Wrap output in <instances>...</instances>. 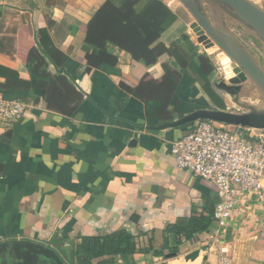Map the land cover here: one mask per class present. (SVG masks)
Wrapping results in <instances>:
<instances>
[{"label": "crops", "instance_id": "1", "mask_svg": "<svg viewBox=\"0 0 264 264\" xmlns=\"http://www.w3.org/2000/svg\"><path fill=\"white\" fill-rule=\"evenodd\" d=\"M104 1L0 0V98L28 107L18 120L0 119V243L41 244L72 264L71 249L80 237L126 230L137 253L117 258V264H221L222 247L226 264H264V183L263 197L240 205L227 228L218 232L215 187L178 169L170 152V144L194 125L147 129L196 109L230 110L229 96L213 89L224 101L222 108L201 88L206 77L196 57L204 54L184 27L185 9L176 0H163L177 20L161 42L182 46L193 65L182 74L170 104H162L139 100L122 85L161 82L164 65L173 62L167 55L145 66L108 47L117 64L88 69L86 55L98 54L104 46L97 35L103 25L95 15ZM250 1L264 10V0ZM40 30L67 57L60 72L47 58L44 67L34 70L29 52L39 48ZM88 35L96 39L94 45L87 42ZM61 73L83 95L71 116L49 111L44 100ZM15 78L30 81L32 89L3 87ZM210 78L211 84L213 74ZM193 98L195 104H186ZM206 209L214 220L209 231L189 240L165 232L191 216H206ZM161 249L164 257L152 255ZM173 249L176 254L170 253ZM194 252V259H185Z\"/></svg>", "mask_w": 264, "mask_h": 264}, {"label": "trees", "instance_id": "2", "mask_svg": "<svg viewBox=\"0 0 264 264\" xmlns=\"http://www.w3.org/2000/svg\"><path fill=\"white\" fill-rule=\"evenodd\" d=\"M95 15L103 25V30L98 31L97 35L104 41V46L98 54L93 52L86 55L88 69L100 64L111 66L117 64V58L107 53L108 47L125 51L133 60L145 66H151L161 56L167 55L173 59V62L171 65H164L161 82L149 80L141 82L135 88L124 85L122 87L139 100L146 102L157 100L162 104H170L182 74L189 72L193 65L191 55L182 46L172 44L167 47L161 42L163 34L176 22V14L163 0H105L95 11ZM86 40L92 45L96 43V39L89 35ZM29 56L35 60V71L44 67L47 58L60 72L67 59L52 46L45 30L39 31V48L30 50ZM196 58L199 69L206 77L205 81L200 80L202 90L215 104L223 108V99L214 92L210 84V76L215 70L213 64L206 55H198ZM3 87L30 91L33 86L30 81L15 78L13 81L8 79ZM82 98L83 95L73 80L62 73L52 81L49 91H46L44 96L46 108L64 116H71L80 105ZM190 125L192 127L194 123ZM239 130L247 136L246 129L239 128ZM206 210V216H191L168 226L165 232H173L178 239L184 237L189 240L196 234L209 231L214 220L212 211ZM136 253L133 236L126 230H118L104 237H80L79 242L71 249V262L72 264H117V258ZM170 253L176 254V249ZM152 255L165 256L162 249L153 251Z\"/></svg>", "mask_w": 264, "mask_h": 264}, {"label": "water", "instance_id": "3", "mask_svg": "<svg viewBox=\"0 0 264 264\" xmlns=\"http://www.w3.org/2000/svg\"><path fill=\"white\" fill-rule=\"evenodd\" d=\"M191 16L190 29L196 42L208 54H216L223 75L212 82L213 88L232 98L240 110L196 109L179 119L148 130L178 128L199 120L254 131L264 137V108L244 98L247 87L254 88L264 102V59L257 62L250 50L234 34L238 27L258 45L264 55V10L250 0H176ZM231 69L227 79L224 66ZM193 102H197L196 99ZM13 253L17 264H64L57 253L41 244L15 241L0 244V250ZM197 252L185 259H194ZM172 257L171 255L168 256Z\"/></svg>", "mask_w": 264, "mask_h": 264}, {"label": "built area", "instance_id": "4", "mask_svg": "<svg viewBox=\"0 0 264 264\" xmlns=\"http://www.w3.org/2000/svg\"><path fill=\"white\" fill-rule=\"evenodd\" d=\"M27 108L24 102L0 98V119L18 120ZM170 152L178 169L215 187L218 203L213 218L218 232L227 228L240 205L263 197L262 135L245 136L236 127L197 121L192 131L170 144ZM226 253L222 247L221 264H226Z\"/></svg>", "mask_w": 264, "mask_h": 264}, {"label": "rangeland", "instance_id": "5", "mask_svg": "<svg viewBox=\"0 0 264 264\" xmlns=\"http://www.w3.org/2000/svg\"><path fill=\"white\" fill-rule=\"evenodd\" d=\"M178 6H180L182 8V6L177 3ZM182 20L184 21L185 25L184 26L186 28V31L189 32L188 36L190 38L195 39V35L192 32V30L190 29V24L193 22V19L191 18V16L187 13V11H184V16H182ZM232 30L234 32V34L244 43V45L250 50V52L252 53L253 57L255 58V60L257 62H260L262 59H264V55L261 52L259 45L253 40L251 39L248 35H246L241 29H239L238 27L232 26ZM199 48H201L202 50V54L204 55H208V58H210V60L212 61V63L215 64L214 68V73H213V78H212V82L216 81L217 78L219 76L223 75V71L221 68V65L219 64L218 60L216 59V54H208L206 52V50L203 48L202 45H198ZM211 82V84H212ZM219 94H222V96H225L223 93H221L220 91H218ZM245 97L244 98L247 102H249L250 104L253 105H257L259 107L264 108V102L261 100L258 92L251 87H247L245 90ZM195 98H193L192 100L189 99L188 102L186 104H195V102H192ZM226 102L228 103L230 110H240V108L238 106H236L233 102H232V98L231 97H226ZM251 131V130H250ZM247 134H250V132H248ZM254 136V135H253ZM2 244V243H0ZM163 260V259H162ZM0 264H17L16 263V259L13 253H9V251L6 249L0 250ZM184 264V263H182Z\"/></svg>", "mask_w": 264, "mask_h": 264}, {"label": "bare ground", "instance_id": "6", "mask_svg": "<svg viewBox=\"0 0 264 264\" xmlns=\"http://www.w3.org/2000/svg\"><path fill=\"white\" fill-rule=\"evenodd\" d=\"M224 72H225L227 79L232 77L233 73L231 72V69L227 64L224 66Z\"/></svg>", "mask_w": 264, "mask_h": 264}]
</instances>
